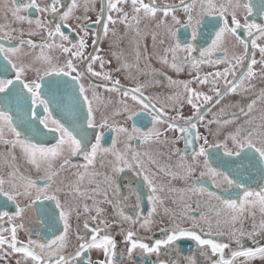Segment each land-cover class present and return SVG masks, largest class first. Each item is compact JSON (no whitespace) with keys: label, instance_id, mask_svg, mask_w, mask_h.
Wrapping results in <instances>:
<instances>
[{"label":"snow or ice","instance_id":"snow-or-ice-1","mask_svg":"<svg viewBox=\"0 0 264 264\" xmlns=\"http://www.w3.org/2000/svg\"><path fill=\"white\" fill-rule=\"evenodd\" d=\"M197 3L199 9L193 15ZM126 6L130 11L125 10ZM180 9L186 15L183 22L175 15ZM81 10L86 16L88 11L95 9L82 0H12L8 9L12 21L0 24V41L6 42L0 43V144L8 147L3 162L9 168L6 178L0 176V253L4 256L20 254L24 264H93L87 256L92 250L103 253L104 259L98 264H125V257L132 261L137 252L146 264H182L178 259L181 256L178 242L187 240L196 246L204 264H237L238 260L240 264H249L255 258L264 259V246L256 239L264 237V132L254 133L248 127L253 124L251 119L235 126L223 141L218 132L210 142L198 131V124L205 122V112L220 104L224 96L237 94L238 90H251L254 65L259 63L264 69V46L258 45V40L264 39V23L249 22L254 12L264 19V0L258 8L249 0H228L227 4L218 3V0H192L186 4L185 0H180L179 5H169L164 0H101L99 14L91 25L84 22V17L76 15ZM169 16L171 25L166 20ZM153 20L157 21V29H162L152 34L153 45L158 42L161 46V51L156 53L158 62L177 74L189 68L190 80L172 79L147 63L149 57L140 50V25ZM72 21L77 22L75 26ZM12 23L27 24L29 28L25 31L23 27H12ZM117 24L125 28L119 40L132 33L129 44L135 47L131 50V59L124 49L112 52V59L106 60L99 55L101 49L97 45L109 35L117 36L114 27ZM93 26L95 31H92ZM110 26H113L111 30ZM90 31L93 51L86 52ZM239 33L251 40L253 56L259 49L261 59H251L247 70L237 75L236 69L244 66L249 51L248 42ZM34 36H41L42 40L36 42L31 38ZM228 38L235 42L231 49L227 46ZM119 40H114L117 47ZM239 46L243 48L242 53L235 51ZM25 48L30 51L25 53ZM53 52L60 56L52 55ZM29 56L31 59L26 60ZM113 60L115 68L106 70ZM142 60L145 61L143 69L140 68ZM221 63L227 64L224 71L203 76L198 72L200 65L214 67ZM119 72H124L126 78L135 83L122 87L120 79H113V74ZM193 72L196 74L192 75ZM139 75L146 79L139 81ZM159 75H164L168 86L175 90L174 95L163 100L158 95L146 94L150 87L159 83L155 79ZM92 78L101 83L93 82ZM84 80H89L87 86ZM192 83L211 85L214 95L196 91L190 86ZM101 87L122 97L123 107L113 115L123 116V123H110L105 113L97 119L99 109L94 108L93 103L98 100L97 89ZM182 95H186L187 104L193 109L187 118L180 114V108L169 103L175 100L180 105ZM129 98L133 102L131 105L127 103ZM257 99H264V91ZM255 103L254 99L248 104L247 112L243 108L241 112L248 116ZM166 109L177 115L169 117ZM220 111L225 118L213 119L207 124H235L223 109ZM232 116L238 119L235 113ZM145 119L148 125L138 127L136 121ZM181 120L183 123L179 122ZM128 121H132L130 128ZM160 125L165 127L161 129ZM106 129L114 134L110 147L104 146ZM168 132L178 135L169 140ZM5 135L10 138L5 139ZM181 140L192 149V162L185 160L186 153L173 149L172 154L184 161L175 166L178 171H173L171 165H161L157 158L160 153L156 150L153 155L152 146ZM135 142L139 147H133ZM119 143L124 145L122 150L117 147ZM105 155L113 157L109 164L116 177L131 179L125 176L130 173L136 179L125 184L127 193L122 194L119 179L106 174L107 186L95 188L97 193H103V200L93 199L91 207L87 203L80 205L76 200L82 195L80 183L85 176L96 174L93 171L95 161L98 156ZM73 157H81L84 163L73 165ZM18 159L30 166L26 173L21 171ZM57 161L60 162L58 169ZM66 166L74 167L77 177L75 186L69 185V191L55 184V177ZM33 171L36 179L32 178ZM160 174L168 178V185L159 182ZM172 180L184 181L186 187H172ZM137 182L139 189L133 186ZM208 182L214 190L207 186ZM160 193L165 195L162 197ZM173 195H178L179 199H171ZM145 196L147 215L143 208ZM193 196L206 198L203 201L206 211L200 212L199 219L188 212V201ZM21 197L27 201L23 207L19 203ZM168 199L185 209L179 216L181 220L189 219L190 227H182L174 210L164 207ZM102 203L112 207V223L105 218L108 213L100 206ZM11 206L13 210H5ZM256 206L261 216L259 223L251 211ZM81 207L85 219L82 228L78 225L76 229L78 244L66 254L71 218L74 212L77 220L81 218ZM200 207L197 201V208ZM159 209L170 217L171 226L160 228L162 238L139 236L138 228L151 231L153 217ZM92 212L95 215H90ZM29 213L35 214L36 238L20 241L18 230H25L23 220ZM245 213L253 218L247 231L243 227ZM212 214L222 217L215 227L219 228L221 222L229 226V242H218L214 238ZM29 221L33 222V217L29 216ZM125 222L129 227H124ZM201 223L207 224L208 231ZM237 224L240 227H236ZM113 227L120 229L119 241L109 231ZM223 235V230L215 233V236ZM244 239L250 246L243 245ZM172 252L176 253L175 257L170 255ZM162 253L169 259H161ZM153 256L156 257L154 261L150 259ZM183 259L187 264H197L194 255ZM16 264H21L20 260Z\"/></svg>","mask_w":264,"mask_h":264},{"label":"flooded vegetation","instance_id":"flooded-vegetation-1","mask_svg":"<svg viewBox=\"0 0 264 264\" xmlns=\"http://www.w3.org/2000/svg\"><path fill=\"white\" fill-rule=\"evenodd\" d=\"M17 2H19V0H17ZM164 2L168 3L169 5H179L180 4V0H164ZM191 2H192V0H185L186 4L191 3ZM249 2L256 5L258 8L260 3H261V0H249ZM11 3H12V0H6L5 2L3 0H0V24H7V23L12 21L11 13L8 11V9L11 7ZM82 3H87L90 8H92L94 6L95 10L94 11H88L86 16H85V13L81 10V11H78L76 13V15L84 17L85 18L84 22L88 25H91L92 21H94L96 19V16L99 14V9L101 6V0H82ZM218 3L227 4L228 0H218ZM198 9H199V3H197L196 9L194 10L193 15H195V11ZM125 10L130 11V8L126 6ZM175 15L182 22L186 20V15L182 9L178 10L175 13ZM161 16H162V13L158 15L157 20H159ZM33 18H35V16ZM228 19L230 21V16L228 17ZM240 19H241V22H243V17H240ZM166 20H167V23L169 25H171L173 23L170 16L168 18H166ZM156 22L157 21H155V20L145 21L140 25L141 31H142L140 50H141V52H145L147 54V56L149 57V59L147 60V63L151 65V68L153 70H159L160 72L166 74L167 76L171 77L172 79L184 81L183 77L182 78L177 77V75H176L177 73L175 71L169 69L166 66H162L156 58V53L161 51V46L159 45L158 42L155 44V46L153 45L152 34L157 33V32H162V29H157ZM249 22L250 23L251 22L264 23V19H262L260 15H258L254 12L253 16H251L249 18ZM76 23H77L76 21H72L73 26H75ZM11 26L12 27H23L25 29V31H27V29L29 28V25H27V24L17 25L15 23H12ZM112 27L113 26H110V30ZM114 27H115L117 36L112 37L111 35H109L107 38H103L101 40V42L97 45V47L99 49H101L99 55H101L102 57H105L106 60L112 59V56H111L112 52L119 51L120 49H124L125 52L129 54L128 58L131 59L130 53H131V50L135 47L134 44H131V45L129 44L132 33H129L128 36L125 37L123 40H119L120 37L124 36L125 28L123 25H119V24L115 25ZM176 27H179V26H176ZM95 30L96 29L93 26L92 31H95ZM180 33L183 34V29H180ZM239 34L241 35L242 39H245L248 42L249 51L247 53V57L245 59L244 66L236 69L237 75H239L240 72L247 70L246 65H247V63H249L251 61V59L255 58L257 61H259L261 59L259 49L257 48L255 50V55L253 56V50L251 48V40L248 37L244 36L243 33H239ZM25 38H28V37H25ZM31 38L36 42H40L42 40L41 36H34ZM114 40H119V47H117V45L114 43ZM0 43H6V42L0 41ZM87 43H88V47L86 49V52H92L93 51V45H92L91 31L89 32V35L87 38ZM201 43H203V41H201ZM234 44H235L234 40L232 38H228L227 46L229 47V49L233 48ZM258 45L264 46V39L258 40ZM198 47H199V45H198ZM29 51L30 50L27 48L24 49L25 53H27ZM38 51H39V49L36 50V52H38ZM235 51L237 53H242L243 52L242 46L235 47ZM93 54H95V53H93ZM33 55H35V53H33ZM52 55L60 56V53L53 52ZM182 55L183 54H181V56ZM196 55H198V53H196ZM219 55L220 54L218 53L217 56H219ZM60 58L63 59V57H60ZM30 59H31V56L26 57V60H30ZM169 59H170V57H169ZM115 66H116L115 60H113L112 64L106 66V70H110L112 68H115ZM144 66H145V61L142 60L140 62V68L143 69ZM225 67H227L226 63H221L220 65L214 66V67H210V66L205 64V65L199 66L198 72L201 76H203L209 72L214 73L215 71H224ZM253 67H254L255 75L251 80V84L253 85L251 90L245 91V92H240L238 90L237 94H231V95L224 96L221 99L220 104L212 106L211 111L205 112V122L203 124H198L199 133L202 136H207L210 142L215 140V134L217 132L219 133L220 140L223 141L224 138L228 135V133L230 131H234L235 126H238V125L244 123V121L247 119H251L253 121V124L248 125V127L254 133L264 132V99H257V97L261 93V91H264V69H261V66L259 63L254 65ZM97 68H98V64H97ZM188 73H189V71H188ZM133 74L135 75L134 71H133ZM195 74H196V72L192 73V75H195ZM32 75L34 76V73ZM117 78L120 79L122 87H130L135 83V80L129 81L126 78V74L124 72L114 73L113 79H117ZM229 78H231V77H229ZM137 79L139 81L143 82L146 79V77L144 75H139L137 77ZM155 79L157 81H159V83L150 87L146 94H149L151 96H157L158 95L161 97L162 100L164 98L168 97L169 95H174L175 90L168 86V83L165 80L164 75H159V76L155 77ZM190 79H191V77H190ZM92 80L95 83H101V81L98 80L97 78H92ZM84 83L87 86L89 83V80H84ZM247 83L248 82L246 81V84ZM190 86L192 88L196 89V91H198V92H202V93L209 94V95H214V93L210 91L211 85H198L196 83H192ZM220 87H221V89L223 88V82L222 81L220 83ZM181 91H182V89H181ZM97 92H98L99 98L97 101H95L93 103V107L99 109V111H97V119H99L101 113H105L106 115L109 116L110 123H116V122L123 123L124 122L123 116L113 115V113H116L122 109L123 105L120 103V100L122 99V97L117 95V93L108 92L103 87L97 89ZM89 96H91V92H89ZM254 99L256 100V103L253 105L252 112L248 116H245L244 113L241 112V108H243L245 110V112H247L248 104L251 103ZM180 100H181L180 105H178L175 100L169 101V103H171L174 107L180 108V114L183 117H185V118L190 117L193 113V109L191 108L190 105L187 104L186 95H182L180 97ZM201 101H202V98H201ZM127 103L129 105L133 104V102L130 100V98L127 100ZM157 106L159 107L160 105L157 104ZM221 109H223L224 112L227 113V118L235 120L234 125L224 126L222 124H217V123L207 124V122L210 120H213V119H221L222 120L223 118H225L224 113H222L220 111ZM166 111H167V115L169 117H175L177 115V112H175V111H171V110H167V109H166ZM233 113L236 114L238 119H236L235 117L232 116ZM179 122L183 123L182 120ZM136 123H137L138 127H143L145 125H148V120H146V119L145 120H137ZM131 124H132V121H128L127 126L130 128ZM205 125H207V127ZM159 127L161 129H163L165 127V125H160ZM113 135L114 134L112 132H110L109 130H107V129L105 130V133H104V136H105L104 146L105 147L111 146V138ZM175 135H178V134L174 133V132H168L167 133V137L169 140H171L173 138V136H175ZM4 138L8 139L10 137L8 135H5ZM162 139H163V137H162ZM229 145H230V142H229ZM117 147L122 150L124 148V145L122 143H119L117 145ZM133 147H139L138 142H135L133 144ZM196 148L198 150V144L196 145ZM173 149H180L182 153H186L185 160L188 163L192 162L191 161L192 149L188 148L185 145L183 140H181L175 144H168V145L155 144L152 146L153 155H156V150H158V152L160 153V155L157 158L160 161L161 165L169 164L172 166L173 171H178L179 169H177L175 166L177 164H183L184 161H181L178 155L172 154ZM147 150L148 149L145 148V151H147ZM7 152H8V147L6 145L0 144V176H4L5 178L7 177L8 172H9V168H8L7 164H5L3 162L4 157L6 156ZM17 155L19 156L18 151H17ZM144 159L146 160L147 157H144ZM111 160H113V157L111 155H105L103 157H100V156L97 157V159L95 161L94 168H93V171L96 174L85 176V179L80 183V189H81L82 195L76 197V200L80 205L87 203L91 207L93 205V199L101 200V201L103 200V193L102 192L97 193L95 191V188L97 185H99L100 188H104L107 186L105 183V179H104L106 174L108 176H111L113 179H119L111 171V166L109 164V161H111ZM17 163L19 164L21 171H23L25 173L27 172L28 167H30V166L26 165L23 160L18 159ZM59 163H60L59 161L56 162L57 169L59 168ZM83 163H84V161L81 157H73L72 158V164L73 165H78V164H83ZM200 166L202 167V158H201V165ZM153 170H155V169H153ZM75 171H76V169L74 167L66 166L65 169L60 171L59 175L55 177L56 186L62 188L64 191H69V185L75 186V182L77 180V177L74 175ZM81 171H83V169H81ZM198 173H199V169L197 170V175H198ZM125 176L131 177V179H119L120 187L123 190L122 194L127 193V189L125 188V184L131 183L132 180L136 179L134 176H131L130 173H125ZM32 178H34V179L37 178L35 176L34 171L32 173ZM159 182H162L165 185L169 184L168 178L164 177L163 174H160ZM40 183H41V186H43V182L41 181ZM189 183H190V181H189ZM170 184L172 187H175L177 189H181V188L186 187L185 182L181 181V180H172L170 182ZM133 186L139 189V187H140L139 182H137ZM207 186L211 189V183L210 182L207 183ZM211 190H214V189H211ZM109 194L113 195L112 192H110ZM160 195L163 197L165 195V193H160ZM134 199L135 198L133 197V200ZM171 199H179V196L173 195ZM171 199H168L165 201L164 207H167L169 209L174 210V212L177 214L176 220L178 222H181L182 227H190L191 221L189 219L181 220V217L179 216V213L184 211L185 209L182 208L178 204H176V205L172 204ZM205 199H206L205 197L193 196L188 201V203L190 205V207L188 208V212H189L190 216H195L197 219H199L200 212L202 210H205L203 207V201ZM197 201L200 202V205H201L200 209L197 208ZM19 203H20L21 207H23L27 203V201L21 197L19 199ZM100 206L102 208L107 209L108 214L105 218L108 219L109 223H112V220H113L112 207L106 203H102ZM143 208H144V215H147L148 205H147L146 196L144 197V200H143ZM13 209H14V206H11L9 209H5V210L11 211ZM126 211H130V209H126ZM251 211L255 213V220L257 223H259L261 216L259 213L258 206L252 208ZM80 215H81V218L79 220L76 219V213L75 212L72 215V218H71L72 229L69 232V236H68L66 254L71 253L78 244L76 229H77L78 225L81 226V228H82V225H83V222L85 219V214L82 211V207L80 208ZM90 215H95V213L92 212V213H90ZM29 216L33 217V222L29 221ZM153 220H154V222L150 226L151 231H146L144 229L138 228L139 236L144 237V238L152 237L154 239L155 238H162V233L160 232V228L171 226L170 225V217L163 214V209L158 210V214L153 217ZM210 220H211V223L214 225V227L212 229L214 238L217 239L218 242H229L228 235H227V233L229 231V226L224 224L223 222H221L219 228L215 227L216 221L217 220L222 221V217H217L215 214H212L210 217ZM252 222H253V218L248 217L247 213H245V219H244L243 227L246 231L250 230ZM23 223L25 224V230H18V239L20 241H26L29 238L35 239L36 238V232L34 229L37 227V224L35 223V214L29 213L28 215H26L24 220H23ZM89 223H91V221ZM124 227L127 228V227H129V225L125 222ZM201 227H203L205 231H208L207 224L201 223ZM236 227H240V225L237 224ZM221 230L224 231L225 235L215 236V233L218 231H221ZM109 231L111 234L116 236L118 241L121 239V237L118 235V232L120 231V229L118 227H113ZM57 234H59V233H57ZM256 239H257V242L260 246H264V237L257 236ZM243 245L245 247L250 246L247 239L243 240ZM178 246H179L180 253H181V256L178 257V259H180L182 261V264H187V262L183 258L187 257L189 255L195 256V258L197 260V264H204V258L200 257L199 253L196 251V246L192 242L187 241V240H182V241L178 242ZM36 251L39 252V249H36ZM170 255L172 257H175L176 253L172 252V253H170ZM87 256L90 258V260L93 262V264H98L99 261H102L104 259L103 253L100 250H92L91 252H89L87 254ZM117 259H119V257ZM150 259L154 261L156 259V257L153 256ZM161 259L168 260L169 256H166L162 253ZM17 260H20L21 264H24V260L20 254H12V255H8V256H4L2 253H0V264H16ZM125 264H146V260L144 258H142L140 256V254L137 252L134 255L132 261H129L127 259V257H125ZM237 264H240L239 260L237 261ZM249 264H264V259L255 258V259L249 261Z\"/></svg>","mask_w":264,"mask_h":264},{"label":"rangeland","instance_id":"rangeland-1","mask_svg":"<svg viewBox=\"0 0 264 264\" xmlns=\"http://www.w3.org/2000/svg\"><path fill=\"white\" fill-rule=\"evenodd\" d=\"M4 2L6 1V0H3ZM188 71H189V69L188 68H185L181 73H179V74H176L177 75V77H180V78H184V81H188V80H190V75H189V73H188Z\"/></svg>","mask_w":264,"mask_h":264}]
</instances>
